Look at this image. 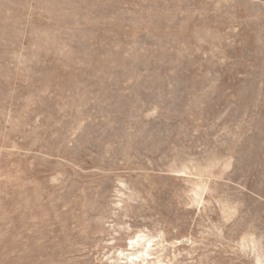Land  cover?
I'll return each instance as SVG.
<instances>
[{"label":"rangeland","instance_id":"374dc122","mask_svg":"<svg viewBox=\"0 0 264 264\" xmlns=\"http://www.w3.org/2000/svg\"><path fill=\"white\" fill-rule=\"evenodd\" d=\"M138 237L264 264V0H0V264Z\"/></svg>","mask_w":264,"mask_h":264},{"label":"bare ground","instance_id":"6f19581e","mask_svg":"<svg viewBox=\"0 0 264 264\" xmlns=\"http://www.w3.org/2000/svg\"><path fill=\"white\" fill-rule=\"evenodd\" d=\"M128 247L130 248V250L135 248H140V250L138 249V251H136L135 253H131L129 255H127V257L124 256V254L122 252H120V256L125 257L126 263L129 264H141L143 262H146V258L150 257L151 254H149V251H151V247L149 246V244H143V239L138 237L137 240L134 242L133 240H131L128 244Z\"/></svg>","mask_w":264,"mask_h":264}]
</instances>
